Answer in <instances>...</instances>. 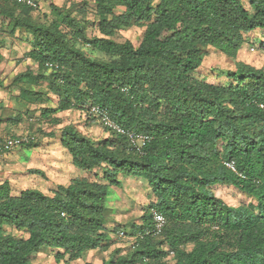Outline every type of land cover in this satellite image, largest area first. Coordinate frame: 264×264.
<instances>
[{
    "label": "trees",
    "instance_id": "obj_1",
    "mask_svg": "<svg viewBox=\"0 0 264 264\" xmlns=\"http://www.w3.org/2000/svg\"><path fill=\"white\" fill-rule=\"evenodd\" d=\"M36 1L34 9L0 0L5 36L26 41V59L39 69L17 75L14 85L32 96L26 86L48 81L59 98L42 113L52 125L61 124L58 113L100 106L149 141L139 153L108 130L95 139L73 124L61 128L73 165L93 179L74 178L51 194L14 195L9 181L0 183V264H32L44 248L57 263L106 250L109 191L122 186L121 175L145 178L156 199L131 236L153 226V209L167 224L103 264H264V70L238 62L227 84L194 77L212 50L237 59L252 43L264 52V0H93L98 35L90 38L84 8L60 11L44 0L57 13L50 19ZM133 27L142 32L138 45L117 41ZM28 139L23 147L36 141ZM218 186L236 203L217 197Z\"/></svg>",
    "mask_w": 264,
    "mask_h": 264
},
{
    "label": "rangeland",
    "instance_id": "obj_2",
    "mask_svg": "<svg viewBox=\"0 0 264 264\" xmlns=\"http://www.w3.org/2000/svg\"><path fill=\"white\" fill-rule=\"evenodd\" d=\"M53 3L60 11L67 10L72 5L84 8L83 18L86 19L88 26L87 36L90 38L98 35L95 24L96 6L93 0H53ZM39 13L46 14L50 19L58 18L50 3L44 0H42V11ZM141 36V30L133 27L120 31L116 39L119 42L129 40L138 45ZM2 41L3 43L0 44V139L35 137L36 141L28 147L0 152V183L9 181L14 195H19L26 189H37L51 194L58 185H67L74 178L93 179V174L73 165L71 155L61 145L60 130L66 125L73 124L84 134L91 132L90 135L95 139H104L111 134L97 121L86 122L83 113L77 110L58 113L61 119L59 125H52L44 119L43 111L56 108L59 98L50 91L46 79L38 81L35 86H26L29 90L35 91L32 96L22 92L18 85H14L17 75L27 71L38 74L39 69L36 63L26 59V52L29 50L26 41L14 39L9 35L3 36ZM83 48L93 58L107 60L101 53L89 47ZM238 62L264 70V52L252 43L245 44L237 59L228 58L212 50L194 77L207 83L227 84V73L235 70ZM12 118L16 119L15 122L11 120ZM36 171L41 174L34 173ZM120 181L122 182L120 188L112 187L109 191L107 204L110 212L106 250L89 252L75 262L63 260L57 263L54 258L55 251L44 248L31 263L103 264L104 261L110 260L112 252L117 249L121 250L122 255L129 254L133 247V236H131L133 227L143 225L144 217L149 214L148 208L156 199L145 178L121 175ZM214 192L228 204L236 203L231 189L218 186L214 188ZM119 232L125 233L126 236L119 237Z\"/></svg>",
    "mask_w": 264,
    "mask_h": 264
},
{
    "label": "built area",
    "instance_id": "obj_3",
    "mask_svg": "<svg viewBox=\"0 0 264 264\" xmlns=\"http://www.w3.org/2000/svg\"><path fill=\"white\" fill-rule=\"evenodd\" d=\"M14 3L24 4L26 6L32 8H38V3L36 0H9ZM253 50V49H252ZM263 108V106H261ZM83 116L87 118L95 119L105 130L109 132L116 133L118 135H122L126 137L130 143V147L139 153L142 152V148L149 141V137L143 134H137L134 131L126 130L122 126H120L116 121L112 119L108 109L102 108L100 106H92L88 111L83 113ZM29 142L28 138L21 139L19 137L7 138L4 140L3 145L0 147V152L11 151L15 148L23 147L24 143ZM226 166L232 170L233 172H237L235 168V164L233 162L227 163ZM151 217L153 220V226L150 228H146L143 232H139L134 239L142 240L148 235L152 236H160L163 233L164 228L166 227L167 220L165 216L153 209L151 211ZM119 237H125V233L119 232ZM174 252H170V256H173Z\"/></svg>",
    "mask_w": 264,
    "mask_h": 264
},
{
    "label": "crops",
    "instance_id": "obj_4",
    "mask_svg": "<svg viewBox=\"0 0 264 264\" xmlns=\"http://www.w3.org/2000/svg\"><path fill=\"white\" fill-rule=\"evenodd\" d=\"M1 20V19H0ZM7 25H9V22L8 21H4V25H2V23L0 22V27H1V29H0V39H1V41L3 40V36H5V33H6V31L8 30V28H7ZM2 43H3V41H2ZM89 136H91L90 134H91V132H88L87 133ZM96 135V134H95ZM92 137V136H91ZM105 138H107V137H105Z\"/></svg>",
    "mask_w": 264,
    "mask_h": 264
}]
</instances>
